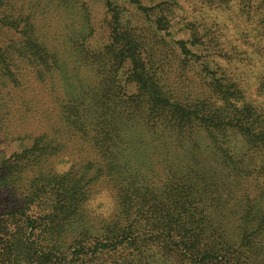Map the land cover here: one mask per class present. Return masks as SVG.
Returning <instances> with one entry per match:
<instances>
[{"label": "trees", "instance_id": "obj_1", "mask_svg": "<svg viewBox=\"0 0 264 264\" xmlns=\"http://www.w3.org/2000/svg\"><path fill=\"white\" fill-rule=\"evenodd\" d=\"M39 1L0 0V146L13 149L0 157V264H195L201 253L209 256L207 264H259L247 239L264 231V223L261 218L250 222L251 208L243 205L249 193L264 197V190L252 189L264 183V102L256 98L264 94V78L253 88L237 78L240 71H231L244 51L230 44L226 32L232 30L230 23L235 31L239 28L238 37H249L242 22L250 24L254 39L263 42L253 51L264 61V0H238L237 8L230 5L232 0H198L229 13L226 24L204 11L189 18L177 0H161L149 9L144 3L152 0H129L136 11L152 10L153 18L144 15L146 35L138 39L122 32L119 49L108 45V63L117 60L131 73L125 78L127 88L102 89L100 95L81 78L71 90L55 86L53 81L64 75V63L58 48L39 34L34 20ZM151 38L161 40L157 43L168 47L171 59L177 57L190 76L164 77L161 54L154 55L157 63L147 53ZM37 77L51 85L49 102L37 97ZM72 147L113 156L118 173L91 175L89 182L102 177L136 194V204L146 213L145 226L152 231L149 236L137 233L129 245L138 257L116 256L109 224L70 215L68 183L59 187L60 176L48 166ZM174 151L189 155L186 159L194 164H202L206 156L214 169L221 164L229 168L227 178L216 173L207 179L236 205L234 235L171 226L162 217L170 216L173 206L188 204L169 199V177L161 169L155 176L147 173L154 167L165 171L170 162L156 156ZM200 178L195 174L194 182ZM227 179L230 188L218 187ZM203 206L211 226L210 202L205 199Z\"/></svg>", "mask_w": 264, "mask_h": 264}, {"label": "rangeland", "instance_id": "obj_2", "mask_svg": "<svg viewBox=\"0 0 264 264\" xmlns=\"http://www.w3.org/2000/svg\"><path fill=\"white\" fill-rule=\"evenodd\" d=\"M128 1L40 0L38 5L35 4L37 10L34 13V20L37 29L40 30L39 34L48 45L58 48V56L64 63L62 68L64 75L60 77L61 79L53 81L56 87L63 84L61 87L65 86V88L71 90L74 87L73 82L77 86L80 83V78L86 88L97 90L98 95H100L102 89L104 91L109 88L111 91L114 88L124 90L128 87V81L125 78L131 73L130 67L120 65L117 60H113L109 64L111 58L107 54L108 45L111 43V49H114V51L119 49L122 46L121 41H123L120 34L122 32L133 34L137 38L138 35L143 36L144 32L146 35V32L149 31L148 19H145L144 15L147 14V16L153 18L152 10L136 11L135 5ZM159 1L161 0H152L145 2L144 5L149 9ZM177 1L180 11L189 18L200 17V13L204 11L206 17H216L217 20H221L226 24L227 19L230 17L229 13L218 12L214 7H206L198 0ZM230 5L235 8L239 7L238 0H232ZM82 10L86 11V19L83 17ZM87 17L89 21H87ZM229 25L235 32L233 33L231 29L226 32L230 44L236 45L241 51H244V53L238 55L237 59L235 58L238 62L234 61L230 65V69L231 71H240V73H237L239 80L246 82L253 88L260 87V82L264 78V61L253 49L254 47L258 48L263 42L254 39L256 33L251 32L250 24L242 22L248 33L246 35H249V37H238L236 33L239 32V28L235 31L230 23ZM148 35L151 36V33L149 32ZM110 38L115 39V41L112 42ZM157 41L161 40L151 38V49L147 50V53L150 54L149 58L157 63H159V60H156L154 55L161 54L160 63H165L163 69L167 70L164 77H168L169 80L173 76H178L180 80L189 77L191 73L187 72L188 67L181 69V63L177 57L171 59L169 49L165 50L168 47L161 46ZM226 50L227 55H229L231 50L229 47H226ZM153 51H156V53ZM164 51H167V53L164 54ZM123 54L120 53L119 57ZM244 58L249 62L245 61ZM224 62L222 61V63ZM109 65L110 67H108ZM235 68L236 70H234ZM35 81L37 97L42 101L49 102L52 99V94L49 89L51 85L47 83L48 80L37 77ZM260 89L264 90V86H261ZM256 98L264 102V94L259 93ZM12 150V147L6 144L0 146V157L2 155L7 156ZM188 156L178 151L160 152L156 157H162L164 160L169 161L168 168L165 171L160 167H154L152 171L147 170L149 175L152 173L155 176L161 169V172L169 177L167 183H169L170 200L188 201L187 206L183 208L173 206L170 216L163 215L162 217H167L171 226L189 228L192 225L196 232H198V229L205 231L204 228L209 230L218 229L224 235L231 237L234 235L237 225V222L232 219V212L236 205L233 200L228 198L226 191H215L212 185L213 180L207 179L208 176H216V173L221 175L223 179L224 176L227 178L225 172H229V168L221 164L217 169H214L206 163L209 159L206 156L202 158L204 160L202 164H194L188 162L186 159ZM50 162L51 164L48 167H51L57 176H60L59 187L63 186L64 188L65 184L68 183L67 185L70 188L68 207L70 215L78 219H87L88 222L109 224L112 227V242H115L117 248L116 256L123 260L134 255L138 257L137 252L129 245L134 243L137 233L141 232L149 236L152 231L145 226L146 213L143 209H139V204H136V194L131 192L129 194L123 188L120 189L119 185L106 182L102 177H99L96 182H89L86 179L91 175L118 173L113 169V156L106 151L97 152L72 147L53 157ZM195 174L201 177L197 183L194 182ZM79 176L82 177L81 181L77 180ZM203 178L205 179L203 180ZM223 181L224 184L218 182V187H231L229 186V179ZM252 187L254 190L262 191L264 190V183L261 182L258 185H252ZM159 189L158 186L157 190L160 191ZM220 196H225V198L222 199ZM247 198L243 205L247 209L251 208L247 218L250 222L261 218L262 223H264V197H256L252 192L249 193ZM205 199L210 202V217H213L211 226L207 225L205 221V215L208 213L203 206ZM233 239L235 240V236ZM247 240L248 245L252 247L254 259L259 264H264V231L260 232L258 230L255 236H251ZM199 258H201V261H195V264H207L204 261L209 259V256L201 253L196 259Z\"/></svg>", "mask_w": 264, "mask_h": 264}]
</instances>
